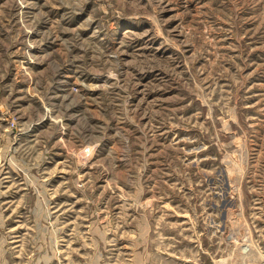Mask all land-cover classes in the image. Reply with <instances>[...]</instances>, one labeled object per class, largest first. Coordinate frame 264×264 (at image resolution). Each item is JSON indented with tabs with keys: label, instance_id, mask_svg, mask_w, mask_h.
<instances>
[{
	"label": "rangeland",
	"instance_id": "374dc122",
	"mask_svg": "<svg viewBox=\"0 0 264 264\" xmlns=\"http://www.w3.org/2000/svg\"><path fill=\"white\" fill-rule=\"evenodd\" d=\"M0 264H264V0H0Z\"/></svg>",
	"mask_w": 264,
	"mask_h": 264
}]
</instances>
